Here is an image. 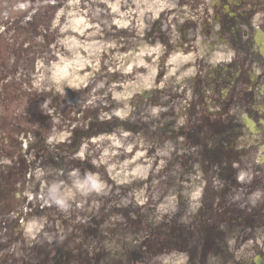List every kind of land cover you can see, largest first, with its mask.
Listing matches in <instances>:
<instances>
[{"label":"flooded vegetation","instance_id":"af4514ba","mask_svg":"<svg viewBox=\"0 0 264 264\" xmlns=\"http://www.w3.org/2000/svg\"><path fill=\"white\" fill-rule=\"evenodd\" d=\"M170 1L172 7L154 19L148 11L139 32L134 28L121 30L118 43L121 50L132 47L135 53L140 43L157 46L154 84L135 90L141 108L134 109L121 124L138 135L135 139L141 141L151 162L148 178L142 182V206L131 202L129 185L116 184L112 179L101 208L96 207L97 194L91 193L85 207L90 213L62 216V233L65 235L67 219L79 220L83 223L79 227L81 242L90 244L92 253L102 235L99 224L110 219V210L118 208L123 210V217L112 221L108 234L109 238L122 235V250L112 251L118 257L114 262H149L152 257L175 251L184 256L176 264H264V0ZM123 2V8L134 5L133 0ZM16 6L17 0H0V79L5 80L23 78L17 65L33 60L35 55L49 60V53L43 51L33 34L42 33L43 43L49 44L47 34L53 14L49 9L40 14L31 9L17 15ZM170 14L171 19H166ZM104 33L110 36L109 29ZM53 41L58 47L59 41ZM34 46L40 51H34ZM178 50L188 57L175 64L168 59ZM12 54L13 64L8 67L7 58ZM111 60L92 81L104 78L108 86L111 80L124 79L122 72L110 69ZM137 69L145 72L143 66ZM130 76L134 79L133 74ZM31 79H37L36 75L31 74ZM119 88L118 83L108 87V97ZM148 107H156V114H150ZM114 127L112 121L99 124L95 115L86 116L75 126L67 144L55 146L48 139L46 121L41 137L42 159L48 166H57L64 180L74 166L87 178H95V173H102L92 163L97 145L87 144L81 158L73 157L74 150L81 140L92 141L98 131H112ZM166 145L167 152L163 153ZM18 175L14 169L13 178ZM15 183L0 190V210L10 212L17 207ZM167 194L172 199L169 217L157 210ZM162 221L169 223L168 232L156 226L149 232L141 227ZM49 225L48 217L44 230L49 231ZM130 225H135L132 231L137 232L134 238L138 240L132 249L125 244ZM45 234L48 232L20 248L21 264L33 263V250H45L37 264L86 260L81 249L78 256L71 254L74 233L51 240ZM90 256V264L106 261L95 253Z\"/></svg>","mask_w":264,"mask_h":264},{"label":"rangeland","instance_id":"374dc122","mask_svg":"<svg viewBox=\"0 0 264 264\" xmlns=\"http://www.w3.org/2000/svg\"><path fill=\"white\" fill-rule=\"evenodd\" d=\"M21 1H18L17 3V12H21V8H23V3H20ZM49 2V3H47ZM52 2H55V8L57 6V0H38L34 1L33 10L37 9L41 6H46V4H50ZM107 0H64V8L65 10H60L59 12H55L56 20H62L64 21V26L60 27V30L58 28H55L60 33L63 31L66 33L64 41V50L65 54H62L60 56H57V50H53L52 47L48 46L49 50V62L48 64L42 65L41 62L38 63V66L36 67L37 73L43 71L42 74V80H32V81H21L20 87L22 88L26 87L27 89H32L31 92H33V100L31 105H28L27 97L25 96L22 98V105L19 106V110H22L24 112L34 111V115L39 114L45 110L44 106L48 104V100L50 99L49 103L51 102V95L49 96L47 94V91H52L53 88L58 89L55 93L59 96L60 103H71L76 105H87L92 100L93 93L85 95L83 88L88 89L90 86L89 84V78L88 74H85L83 77H79L78 72L73 73L71 76L68 77V75L72 71H78V69L85 70L87 67L89 68V64L92 68H96V65L98 64V61L100 60L101 55L103 54V58L107 57L106 52L108 50L106 49V45L109 44L111 39H106L101 37L100 33V24L107 25V27L111 26L112 23L119 27H126L131 28V21L133 20L135 24H142L144 25V22L141 19H139L138 16H133L132 14L135 12V14L143 13L147 8H152L151 3L147 2V8L146 7H140V2L138 0H133L134 5H129L125 8L122 7V4L124 5L123 0H111V3L107 2V5L110 7V10L112 11V15L108 14L106 12V7L104 4H106ZM27 5L26 8L29 7L28 2H26ZM170 4V2H168ZM166 0L161 1V7H165L167 4ZM101 5V8L99 7ZM100 8V9H99ZM14 9H12L13 11ZM103 12H102V11ZM106 12V13H105ZM62 14V15H61ZM133 26V25H132ZM138 28V27H137ZM64 37V36H63ZM35 39H37L35 37ZM141 51H145L146 53H151L152 50H154V47H151L150 45L145 46L144 48H140ZM53 50V51H52ZM123 54L121 52L115 53L113 56V63L115 66H118L121 61L123 60ZM175 60L181 61L185 60V56H179L178 54H175L171 56ZM151 62L145 63L143 60L140 59V57H137L134 62L145 63L147 72L144 74L138 76V79H140V83L138 84H150L151 81L154 79V57L150 58ZM129 65L131 67L133 62H130ZM40 64V65H39ZM20 66V65H19ZM92 69H90V72ZM66 74V75H65ZM65 76V79L61 80ZM76 78H79L78 80H75ZM69 79V80H68ZM76 81V82H75ZM60 83V85H59ZM121 85L124 87H127L128 81H121ZM137 83V80H136ZM85 84H88L86 87ZM83 87V88H82ZM77 91L81 93L80 96L77 95ZM53 92V91H52ZM123 96L128 95L127 90L122 91ZM116 96L118 97L119 94L116 93ZM99 101H97V105L99 103H104L107 101V99L102 96H99ZM95 100V99H94ZM93 101V100H92ZM97 105H95V109H97ZM31 106H34V109L31 108ZM102 106V105H101ZM117 107V106H116ZM129 104L126 103L124 106V111L128 110ZM117 114H124L123 110L117 109ZM98 115L105 117L108 114L101 113L100 110L98 111ZM58 123V122H57ZM115 134H109V135H99L97 137L98 143H97V149H99L100 158L98 159L99 162H104L108 165L111 164L112 167H115V165H112V159L115 154L119 153V150H122V148L131 149V146H127V143L125 142V139L122 137L129 136L127 133H124L125 135H122L121 131H116ZM62 137V136H61ZM143 154L142 151H138L135 154V158ZM115 164L120 165L121 167L119 170L121 173L125 176V179H131L133 176H137L138 174L143 173V168L146 166H141L132 163L133 160L126 157V159L123 160H113ZM129 163L131 165H136V167H130ZM118 168V167H117ZM34 180V190L30 191H36L37 183H39V188L37 189V193L33 195V202H38V200H46L47 202H51V204H55V206H62L61 201L64 198H72V192L66 189V192H60L57 187L50 184L47 187H45L44 184H46L45 180L42 181V174L40 173L39 176ZM48 176V178H51V175H45ZM130 181V180H128ZM97 195L99 196L102 193H106L108 190V187L101 183H97ZM42 193V194H41ZM46 195L48 196V199H46ZM140 191H136L135 199H138L140 196ZM133 195L131 196V198ZM45 202V201H44ZM94 203H92L93 205ZM168 205V204H167ZM88 212V210H87ZM36 228V221L31 220L28 223V230L35 229Z\"/></svg>","mask_w":264,"mask_h":264},{"label":"clouds","instance_id":"9594fccd","mask_svg":"<svg viewBox=\"0 0 264 264\" xmlns=\"http://www.w3.org/2000/svg\"><path fill=\"white\" fill-rule=\"evenodd\" d=\"M243 178H244L243 176L240 177V179H243Z\"/></svg>","mask_w":264,"mask_h":264}]
</instances>
